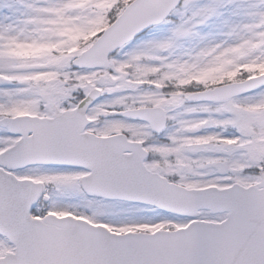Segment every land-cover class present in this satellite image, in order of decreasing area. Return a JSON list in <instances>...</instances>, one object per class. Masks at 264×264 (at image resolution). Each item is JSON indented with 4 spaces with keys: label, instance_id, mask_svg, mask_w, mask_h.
<instances>
[{
    "label": "snow or ice",
    "instance_id": "6c2138e0",
    "mask_svg": "<svg viewBox=\"0 0 264 264\" xmlns=\"http://www.w3.org/2000/svg\"><path fill=\"white\" fill-rule=\"evenodd\" d=\"M0 264H264V0H0Z\"/></svg>",
    "mask_w": 264,
    "mask_h": 264
}]
</instances>
